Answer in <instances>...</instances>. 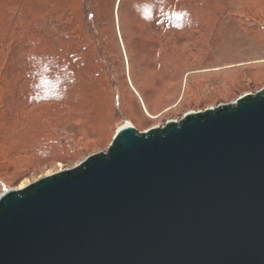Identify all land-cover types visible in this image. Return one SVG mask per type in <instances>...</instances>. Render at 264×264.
Listing matches in <instances>:
<instances>
[{
    "label": "water",
    "instance_id": "95a60500",
    "mask_svg": "<svg viewBox=\"0 0 264 264\" xmlns=\"http://www.w3.org/2000/svg\"><path fill=\"white\" fill-rule=\"evenodd\" d=\"M0 264H264V85L4 188Z\"/></svg>",
    "mask_w": 264,
    "mask_h": 264
},
{
    "label": "rangeland",
    "instance_id": "374dc122",
    "mask_svg": "<svg viewBox=\"0 0 264 264\" xmlns=\"http://www.w3.org/2000/svg\"><path fill=\"white\" fill-rule=\"evenodd\" d=\"M106 1L97 11L103 26L96 46L90 38L60 41L66 45L75 40L87 48L88 64L80 71L91 79L86 81L93 90L88 100L79 102L82 98L73 96L78 82L83 85L81 77L69 82L71 69L58 73L55 77L68 82L59 101L71 106L56 120L50 110L37 109L55 104L46 101L59 87L54 77L41 74L28 81V87L6 85V76L4 87L11 92L4 94L0 88V191L99 148L117 125L142 127L264 85V34L256 32L253 21H264V0H215L208 6H213V16L199 14L198 23L189 22L184 38H165L168 48L159 46L155 25L140 8L133 9L131 0H122L120 7L119 0ZM35 11L34 19L26 13L29 21L24 23H38V30L43 29L48 20L37 18ZM249 11L254 14L246 19ZM27 38H34L39 51L41 33Z\"/></svg>",
    "mask_w": 264,
    "mask_h": 264
},
{
    "label": "trees",
    "instance_id": "16d2710c",
    "mask_svg": "<svg viewBox=\"0 0 264 264\" xmlns=\"http://www.w3.org/2000/svg\"><path fill=\"white\" fill-rule=\"evenodd\" d=\"M105 1L0 0V88L3 87V93L11 92V88L4 87L6 76H8L6 85L22 83L24 86H28L27 83L30 80H38L41 74H46L49 78L54 77L56 80L52 81L56 82L55 84L59 85V87L55 89L54 94H47L48 99L46 101H54L55 104L53 103L54 105L47 108L38 107L37 109L38 113L50 110L56 120L61 119L65 117L62 111L69 109L71 104L59 101L62 96L61 92L64 93L67 89L66 85L68 82L62 76L55 77V75L71 69L69 82H73L80 77V80L83 81V85L75 81L78 84L75 87L73 96L82 98L79 102L84 103V100H88L90 92L93 90L91 86L86 84V81L90 80L91 82V79L86 72L80 71V68H84L88 64L89 58L86 57L87 48L79 46L75 40H73V43L66 45H62L60 41L68 40L69 38L77 39V41L80 38H90L89 40L96 46L95 44L100 39L99 31L103 26L102 21H99L97 11ZM121 3L122 0H119V7ZM214 3L215 0H139L138 4L135 5V0H131L133 9L136 8L138 10L140 8L141 13L144 11L145 15L148 14L146 20L153 22L152 25H155L159 46L162 45L167 48L169 45L165 38H184L189 22L196 20L198 23L197 16L203 12L212 14L210 8L214 6ZM209 5L213 6L208 7ZM34 7L37 18L48 20L43 28L44 30H38V23L28 25L24 23V21L28 20L26 13H28L29 18L34 19L32 17ZM252 14L254 13L249 11V13H244V16L247 19ZM141 17L142 15L138 18ZM176 18L179 19L176 20ZM253 21H257L256 32L264 34V30L260 29L264 28V21L261 22V18H256ZM80 24H82V29H79ZM37 32L41 33L42 36L40 39L41 43L37 48L39 51L36 50L37 42L34 41V38H27L29 34ZM107 35V33L104 34L105 37H108ZM100 51L101 49L98 52ZM28 64L29 67H25ZM76 67L78 70H73ZM26 70H28V73H26ZM12 75L16 77V80L12 79ZM10 77L11 80H9ZM1 78H3L2 82ZM180 85L177 83V86ZM179 90L180 88H178ZM35 98L34 102L41 101L37 100V97ZM30 104L24 107L30 110ZM43 106L45 107L46 105ZM16 114L15 118L20 120L21 114ZM9 117H14V112ZM18 123L20 124L21 122Z\"/></svg>",
    "mask_w": 264,
    "mask_h": 264
}]
</instances>
